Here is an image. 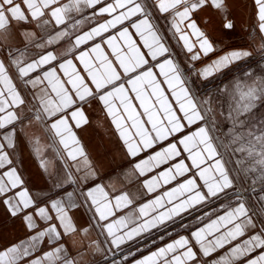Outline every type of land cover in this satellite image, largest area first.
Segmentation results:
<instances>
[{
    "label": "snow or ice",
    "instance_id": "1",
    "mask_svg": "<svg viewBox=\"0 0 264 264\" xmlns=\"http://www.w3.org/2000/svg\"><path fill=\"white\" fill-rule=\"evenodd\" d=\"M234 28L230 0H0V205L27 230L0 264H264V0Z\"/></svg>",
    "mask_w": 264,
    "mask_h": 264
},
{
    "label": "crops",
    "instance_id": "2",
    "mask_svg": "<svg viewBox=\"0 0 264 264\" xmlns=\"http://www.w3.org/2000/svg\"><path fill=\"white\" fill-rule=\"evenodd\" d=\"M230 4L234 24L238 26L239 32L235 33V28L232 29L234 32L224 35L223 41L225 44H240L247 39L251 0H230ZM213 19L215 20V17ZM224 31L228 32L229 30ZM213 35H217V33L213 32ZM81 136L93 159L103 163L102 174L106 183H110L117 191L121 188L134 186L129 184V177L126 174L130 158L123 154L119 144L114 139L109 138L104 126L95 124L87 131L82 132ZM39 139L40 143L36 146L40 147L43 154L59 167L62 162L56 157L54 149L43 136ZM34 153L35 147L32 145L25 149V165L32 173L33 183L39 184L41 183V176L37 170ZM26 236L27 230L20 221L10 218L4 207L0 205V245L23 240Z\"/></svg>",
    "mask_w": 264,
    "mask_h": 264
},
{
    "label": "rangeland",
    "instance_id": "3",
    "mask_svg": "<svg viewBox=\"0 0 264 264\" xmlns=\"http://www.w3.org/2000/svg\"><path fill=\"white\" fill-rule=\"evenodd\" d=\"M235 33H238L239 32V28H238V26H235ZM234 31H232V30H229L227 33H230V34H232Z\"/></svg>",
    "mask_w": 264,
    "mask_h": 264
}]
</instances>
